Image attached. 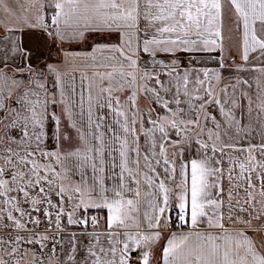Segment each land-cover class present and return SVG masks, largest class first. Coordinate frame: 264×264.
<instances>
[{
    "label": "snow or ice",
    "instance_id": "obj_1",
    "mask_svg": "<svg viewBox=\"0 0 264 264\" xmlns=\"http://www.w3.org/2000/svg\"><path fill=\"white\" fill-rule=\"evenodd\" d=\"M0 264H264V0H0Z\"/></svg>",
    "mask_w": 264,
    "mask_h": 264
}]
</instances>
